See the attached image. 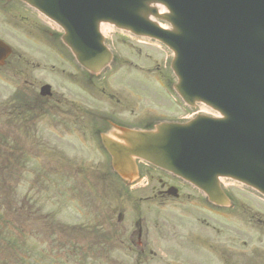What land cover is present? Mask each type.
Wrapping results in <instances>:
<instances>
[{"label": "water", "instance_id": "obj_1", "mask_svg": "<svg viewBox=\"0 0 264 264\" xmlns=\"http://www.w3.org/2000/svg\"><path fill=\"white\" fill-rule=\"evenodd\" d=\"M144 1L46 0L43 6L52 16L68 20V41L75 47L71 37L77 40L79 51L84 52L87 47L81 41L98 38L101 22L155 35L156 27L144 18L149 12L144 10ZM166 1L177 9L187 7ZM197 1L192 6L194 11H189L191 6L182 10L181 20L189 30H184L180 38H191L195 32L197 37L178 47L176 53L182 59L175 64V71L191 87L198 86L193 96L182 91L188 101L201 99L225 118H200L185 131L190 141H197L198 130L219 126L220 137L206 139L219 143L212 146L221 152L212 156L219 171L264 189V0ZM170 45L175 47L176 43ZM242 129H247L253 139L254 134L261 136L259 167L225 139ZM249 150L254 151V145L249 144Z\"/></svg>", "mask_w": 264, "mask_h": 264}, {"label": "flooded vegetation", "instance_id": "obj_2", "mask_svg": "<svg viewBox=\"0 0 264 264\" xmlns=\"http://www.w3.org/2000/svg\"><path fill=\"white\" fill-rule=\"evenodd\" d=\"M10 4L12 3H7L6 0H0V10H9L8 6ZM23 9L26 12V9ZM9 11L11 17L0 18V34L5 37L4 40H6L13 49V53L6 59L5 66L0 69V71H2L0 73V117L12 116L14 111H17L18 115H21V110L30 108L39 110L41 108L39 102H31L30 85H36L38 83L42 85L44 79L41 76L38 78L30 76V74L25 73L22 66L31 65L37 70L40 68L41 61H47L49 64H52L55 61L54 55L57 52H64L56 44L57 36L53 29L42 28L37 33H25L18 25V22L20 21L19 14L12 13L11 10ZM27 27L33 30L38 28L33 24L28 25ZM47 51L50 52V55L46 53ZM62 54L63 56H60V59L63 61L62 74L64 78L62 79L66 80V82H71L72 84L77 80V66L69 59L67 54ZM16 57L18 60H15ZM52 68L55 69V66L52 65ZM6 85H9V87H6ZM54 100L58 105L63 106L64 108H66V106L76 108L77 93L75 89H72L71 87L63 88L61 84H58L54 92ZM65 116H68V112L65 113ZM82 116H84V114ZM70 118L71 124H76L78 122V119L73 117ZM11 130L12 128L8 126L0 129V131L5 132ZM174 187L177 190L174 188L172 189L175 193L178 191L180 198L182 196V191L186 187V183L181 181V183H176ZM255 207L259 208L260 205L255 203ZM227 224L229 223L227 222ZM217 228V226L211 225L204 231V239L199 246V249L204 250L205 254L210 252L211 257L208 258L206 255L200 256L199 262L201 264H211L213 260L218 261L219 264H264V225H256L255 233L257 236L255 238L257 241L256 248L259 250V255L253 258L244 257L249 248L245 242L240 241L235 249L238 250V262H234L231 258V250L225 242L233 232L232 228H226L222 241L219 244L215 245L210 242L213 236L220 235ZM238 231L244 232L242 228Z\"/></svg>", "mask_w": 264, "mask_h": 264}, {"label": "rangeland", "instance_id": "obj_3", "mask_svg": "<svg viewBox=\"0 0 264 264\" xmlns=\"http://www.w3.org/2000/svg\"><path fill=\"white\" fill-rule=\"evenodd\" d=\"M117 37H119V36H117ZM153 46H156V45H153ZM123 47H125V48L127 49V46H126V45H123V46H117V48L114 49V51L116 52L117 55H121V54L124 55V53L121 51V48H123ZM157 47H158V48H161L160 46H157ZM156 50H157V49H156ZM136 52H137V50H135V53H134V51H133L131 48L128 47V50H127V52H126L125 55H132L133 57H135ZM155 55H156V56H159V54H155ZM150 62H151V59H150V60H147L145 63H146V65H147V64L150 63ZM126 67H128V68H126ZM142 67H146V66H142ZM112 68H113V70L115 69V71H116L118 68H120L121 70H129L130 72H135V71H137V70H134L131 66H126V65H122V66L114 65ZM154 71L157 72V74H160V72H161L162 70H161V69H158L157 71H156V70H154ZM108 73H109V72L107 71L105 74H103L104 79L101 80V84H100V86H99L98 88H96V91L102 90V91L104 92V94H105L104 89H106L107 91H116V90L119 89L118 76H117V75H114V76H113V75H111L110 73H109V74H108ZM157 74H156V75H157ZM152 81H153V77L149 78V82H146L145 84L149 85V83H153L154 86H155V81H154V82H152ZM159 84H161V83H159ZM130 86H131V85H130ZM154 86H153V87H154ZM151 89H152V86H151ZM153 93H154L153 91L148 90V91H147L146 93H144V94H147L151 99H154V95H153ZM105 95H106V94H105ZM167 95L170 96V93H167ZM159 100H160L161 102H164L162 99H159ZM153 102H154V101H150V100H148V103H152V105L149 106V107H150V108H153V110L155 111L156 114H159V113H160V110H163L167 115L171 116V110H169V109L157 108V106H156L155 103H153ZM110 107H111V106H110ZM172 114H173V112H172ZM21 190H22L23 192L25 191V185H24V184L22 185ZM236 199H238L239 201H243V200H244V198L238 194V191H237V193H236ZM243 202H244V201H243ZM253 202H254V199L252 198V200H251L250 203H249V206L252 205ZM258 211H259V212H262V211H261V208H260ZM237 215L242 216V215H243L242 210H240V209L237 208Z\"/></svg>", "mask_w": 264, "mask_h": 264}, {"label": "bare ground", "instance_id": "obj_4", "mask_svg": "<svg viewBox=\"0 0 264 264\" xmlns=\"http://www.w3.org/2000/svg\"><path fill=\"white\" fill-rule=\"evenodd\" d=\"M121 156H123L125 158V154L124 153H121ZM154 157H157L156 155H154ZM262 202L264 203V200H262ZM252 228L256 231V224H254L252 226Z\"/></svg>", "mask_w": 264, "mask_h": 264}]
</instances>
